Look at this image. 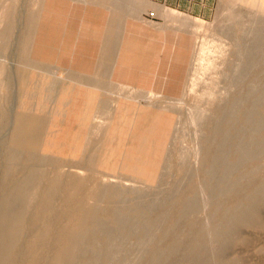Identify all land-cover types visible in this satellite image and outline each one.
<instances>
[{
	"label": "rangeland",
	"instance_id": "rangeland-1",
	"mask_svg": "<svg viewBox=\"0 0 264 264\" xmlns=\"http://www.w3.org/2000/svg\"><path fill=\"white\" fill-rule=\"evenodd\" d=\"M58 1L63 10L66 0ZM53 2L57 0H0V205L32 179L22 205L20 243L7 255L5 264H54L65 246L85 232L90 213L97 209L103 222L115 229L124 227L128 221L112 224L104 208L114 194L124 206L120 213L127 215L131 224L138 223L134 230L142 231L154 213L135 212L133 203L139 200L146 207L153 199L164 200L153 207L165 214L164 228L176 223L179 228L175 237L162 242V229H151L143 242L134 230H119L117 235L124 237L115 242L122 249L107 252L127 253L124 264H193L199 254L209 257L215 249L220 252L209 264H264V205L259 209L263 220L253 227L240 225L239 234L225 247L216 238L208 242L207 228L208 218L215 216L221 221L227 208L244 201L255 181L264 183V124L260 121L264 113V43L257 45L253 39L264 23V11L236 0H216L211 15L199 18L163 4L151 6L145 0H69L75 10L72 15L82 14L79 17L88 23L89 32L81 59L74 58L78 46L71 43L74 55L60 63L49 57L53 44L47 40L48 29L42 27L51 14L45 9ZM72 15L62 17L70 22L79 20ZM44 27L55 29L49 22ZM165 56L178 58L179 68L170 67ZM32 69L44 70L57 81L56 90L41 82L52 92L43 108L46 114H51L58 96L63 95L64 102L70 95L75 98L73 107L59 106L61 111L53 114L42 136L45 121L37 114L42 108L37 95L47 92L36 89L38 75ZM29 92L35 96L30 95L34 97L23 109ZM97 93L103 98L94 114L91 110ZM253 98L263 105L247 121L242 113L251 109ZM239 100L243 107L234 117L235 125L220 134ZM116 105L119 110L114 112ZM32 108L37 113L30 111ZM64 109H70L67 117L62 114ZM87 115L94 124L81 155ZM105 134L108 138L103 142ZM225 135L235 138L225 146L231 165L237 162L232 155L240 137L245 144H261L262 149L234 171L233 192L217 194L210 206L200 200L197 208L181 219L178 201L203 184L199 162L207 148L213 143L215 150ZM101 244L98 240V247ZM206 245L209 249L201 251Z\"/></svg>",
	"mask_w": 264,
	"mask_h": 264
},
{
	"label": "bare ground",
	"instance_id": "bare-ground-1",
	"mask_svg": "<svg viewBox=\"0 0 264 264\" xmlns=\"http://www.w3.org/2000/svg\"><path fill=\"white\" fill-rule=\"evenodd\" d=\"M65 1V0H64ZM69 0H66L65 8L63 9L64 14L65 13H74L75 10L71 9L69 5L71 3L68 2ZM65 3V2H64ZM69 4V5H68ZM64 5V4H63ZM51 9V6L49 7ZM76 11H79V8H75ZM47 11V9H45ZM74 15V14H73ZM82 14L78 13L76 16L81 17ZM79 17V20L76 21L78 25L81 27H89L88 23L86 24V21L82 20V18ZM230 19V18H229ZM236 19V18H235ZM256 25V24H255ZM256 30V29H255ZM253 35V34H252ZM254 42L258 44L264 43V23L261 27L257 28L254 34ZM169 59V66L177 69L179 68L178 62L179 59H174L172 56H165V58ZM250 57V56H249ZM248 57V58H249ZM248 60V59H247ZM249 62V61H248ZM246 63V62H245ZM247 65V64H246ZM246 68V67H245ZM236 71V70H235ZM196 77V76H195ZM195 79V78H194ZM264 89V88H262ZM254 92V91H253ZM257 92V91H256ZM264 92V91H263ZM254 94V93H253ZM255 95V94H254ZM249 96V95H247ZM261 98V97H260ZM249 99V98H248ZM249 101V100H247ZM250 102L251 103V109L246 110L242 113V115L245 116V119L247 121L252 117L253 114L257 111V108L259 106L263 105V102L260 99L253 98ZM243 102L238 101L232 106L231 111L229 114H231V117L227 120L225 123L224 129H220V134L225 133L226 131L230 132V130L233 128V126L236 123V119H234L235 115L240 114L242 112ZM245 103V102H244ZM226 114V113H225ZM228 115V114H227ZM259 115V114H258ZM241 116V115H240ZM243 116V117H244ZM254 116V115H253ZM228 117V116H227ZM260 121L264 124V113L260 116ZM240 122V121H239ZM260 122V123H261ZM258 131V130H257ZM255 134V133H254ZM256 135V134H255ZM220 137V136H219ZM229 139H235L234 137H229L228 135L224 136V139H222L221 144L218 145L215 150H213V143L207 148L206 154L204 158L201 159L199 162V172L203 177V184L198 189H192L187 195L182 196L180 198L179 206L181 210V219L185 218V216L192 212L194 209L197 208L199 201L203 202L204 204L213 205V200L221 193H227V192H233V188L235 187V181L234 177L236 169L239 168V164L245 160L249 159L251 156L253 157L260 149H262L261 144L257 143H243L244 138L240 137L239 142L235 144V151L233 153V161L235 163L230 164L231 162L228 161V152L225 149V146ZM234 145V144H233ZM232 145V146H233ZM202 147V146H201ZM202 150V149H201ZM236 157V159H234ZM1 160V159H0ZM232 161V162H233ZM239 162V163H238ZM1 163V161H0ZM237 164V165H236ZM2 165V164H1ZM4 165V164H3ZM33 165V164H32ZM7 166V165H6ZM23 167V166H21ZM31 166L30 168H32ZM14 168V167H13ZM34 168V167H33ZM191 169V168H190ZM27 170H25L26 172ZM14 172V169H13ZM28 172V171H27ZM11 173V172H10ZM24 173V172H23ZM22 173V174H23ZM184 173V171H183ZM12 174V173H11ZM218 174V176H217ZM13 175V174H12ZM1 176V175H0ZM11 176V175H10ZM20 177V176H19ZM40 178V177H39ZM11 179V178H10ZM62 180V179H61ZM60 180V181H61ZM66 180V179H65ZM19 181V179H18ZM13 182V181H12ZM31 181L22 183L16 192L14 193L11 198H9L7 201L2 203L0 205V264H5V260L7 255L11 252V250L17 245L18 243V230H19V223L20 218L23 214V203L26 198L27 190L29 188V184H31ZM42 182V181H41ZM50 182V181H49ZM66 182V181H65ZM64 182V183H65ZM61 183V182H60ZM39 184V182H38ZM42 184V183H41ZM63 184V183H62ZM83 184V183H82ZM12 185V184H11ZM10 185V186H11ZM61 185V184H60ZM13 186V185H12ZM48 186V185H47ZM56 186V185H55ZM54 186V187H55ZM81 186V185H80ZM8 187V186H6ZM41 188V186H39ZM65 187V186H63ZM11 188V187H10ZM36 188V187H35ZM60 188V187H59ZM44 189V188H43ZM61 189V188H60ZM41 190V189H40ZM59 190V189H58ZM63 190V188H62ZM211 190V191H210ZM79 191V189H78ZM40 192V191H39ZM66 192V191H65ZM42 193V192H41ZM64 193V192H63ZM3 194V193H2ZM218 194V195H217ZM228 194V193H227ZM36 195V194H35ZM64 195V194H63ZM78 195V194H77ZM81 195V194H80ZM217 195V196H216ZM34 196V195H33ZM40 196V195H39ZM44 196V195H43ZM96 196V195H95ZM124 196V195H123ZM223 196V195H222ZM2 197V196H1ZM77 197V196H76ZM221 197V196H220ZM3 198V197H2ZM33 198V197H32ZM51 198V197H50ZM49 198V199H50ZM79 198V197H78ZM151 198V197H150ZM38 199V196H37ZM42 199V198H40ZM217 199V198H216ZM29 200V199H28ZM44 200V198H43ZM54 200V199H53ZM150 200V199H149ZM148 200V202H149ZM152 200V199H151ZM38 201H40L38 199ZM93 201V200H92ZM164 200H155L153 199L151 201V204L143 207V205H140V201L136 200L134 205L131 207L133 211L135 212H141V211H153V217L147 221L145 226L142 228V231L140 230H134L133 226H137V224H131L129 220L127 219V215H123L120 213V209L124 208V206H121L119 204V200L117 199V196L114 194L109 199L106 200L104 208L106 209L108 215L110 216V220L112 221V224H116L117 226L121 223L124 224V222L128 221V223L124 224V227H121L120 229H115V227H112L108 225L107 223L103 222L101 219L98 218V209L95 210L93 213H90L89 222L87 224V227L85 229V232L77 235L75 239L70 241L64 248L61 255L56 259V262L54 264H124L123 258L127 255V253L124 254H118L115 253H108L112 250H121L122 245L120 243H116L115 240L124 237V234H119V230H122L123 232L129 230V232L133 231L136 232V234L140 241H144L147 238V236L150 234L151 229L156 228L162 229L163 234L161 237L162 240H166L168 238H173L176 236V233L179 228H177V223L174 225L169 226L168 228H164L165 225V214L162 211L155 212L153 210V207L156 206V204L162 203ZM30 203L32 201H29ZM82 202V201H81ZM146 202V204L148 203ZM34 203V202H33ZM32 203V204H33ZM39 203V202H38ZM49 203V202H48ZM54 203V202H53ZM91 203V202H90ZM142 203V201H141ZM144 203V202H143ZM36 204V203H35ZM46 204V203H45ZM52 204V203H51ZM60 204V203H59ZM163 204V203H162ZM54 205V204H53ZM126 205V204H125ZM264 205V183L255 181L252 185V188L249 192V194L245 195L244 201L241 203H236L232 207L227 208L229 210H225L226 212L222 215L224 216L222 220L216 221V217H210V220L208 218L207 221V228L209 230V237L208 242L212 238L219 239V243L226 246L225 244L228 243L229 239L234 236L238 232V228H242L243 225L247 227H253L256 222L260 223L263 219L261 217V214L259 212L260 206ZM30 206V205H29ZM34 206V204H33ZM42 206V205H41ZM163 206V205H162ZM159 207V206H158ZM28 208V207H27ZM34 208V207H33ZM40 208H43L40 207ZM49 208V207H48ZM52 208V207H51ZM64 208V207H63ZM44 209V208H43ZM69 209V208H68ZM67 209V210H68ZM221 208H219L220 210ZM63 209H61L62 211ZM83 210V209H82ZM85 210V207H84ZM28 211V210H27ZM35 211V210H34ZM44 211V210H43ZM52 211V210H51ZM89 211V210H88ZM157 211V210H156ZM218 211V210H217ZM34 213V212H33ZM44 213V212H43ZM143 213V212H142ZM219 213V212H218ZM27 214V213H26ZM49 214L46 213L45 216ZM80 214V213H79ZM138 215V213H137ZM151 215V214H150ZM213 215V214H212ZM218 215L217 213L215 214ZM26 216V215H25ZM37 216V215H36ZM44 216V217H45ZM146 216V215H141ZM62 217V216H61ZM69 217V216H68ZM84 217V216H83ZM221 217V216H220ZM33 218V217H32ZM49 218V216H48ZM66 218V217H65ZM42 219V218H41ZM72 219V218H71ZM25 220V219H24ZM48 220V219H47ZM57 220V219H56ZM60 220V219H59ZM69 220V218L67 219ZM36 221V220H35ZM43 221V220H42ZM41 221V222H42ZM45 221V220H44ZM55 221V220H54ZM53 221V222H54ZM79 221V220H78ZM260 221V222H259ZM24 222V221H23ZM51 222V221H50ZM67 222V221H66ZM81 222V221H80ZM79 222V223H80ZM46 223V222H45ZM61 223V221H60ZM65 223V222H64ZM34 224V222H33ZM48 224L49 221H48ZM59 224V223H58ZM264 227V224L261 223ZM31 225V224H30ZM45 225V224H44ZM43 225V226H44ZM63 225V224H62ZM77 226V223L75 224ZM241 225V226H240ZM26 226V224H25ZM24 226V227H25ZM34 226V225H33ZM42 226V225H41ZM50 226V225H47ZM58 226V225H57ZM75 226V227H76ZM240 226V227H239ZM244 226V228H246ZM70 227V226H69ZM73 227V228H75ZM23 228V227H22ZM21 228V229H22ZM30 228V227H29ZM44 228V227H43ZM42 228V229H43ZM48 228V227H47ZM63 228V226H62ZM60 228V229H62ZM65 228V227H64ZM31 230V229H30ZM29 230V231H30ZM44 230V229H43ZM46 230V229H45ZM54 230V229H53ZM67 230V229H66ZM22 231V230H21ZM42 231V230H41ZM68 231V230H67ZM71 229H69V232ZM73 231V230H72ZM115 231H118L117 233ZM241 231V230H240ZM23 232V231H22ZM36 232V231H35ZM38 232V230H37ZM24 233V232H23ZM23 233L21 237L23 236ZM41 233V232H40ZM51 233V232H50ZM71 233V232H70ZM75 233V232H73ZM42 234V233H41ZM180 234V233H179ZM239 234V232H238ZM27 235V234H26ZM33 235H35L33 233ZM32 235V236H33ZM59 235V234H57ZM152 235H150L151 237ZM39 237V236H38ZM68 237L65 236V238ZM26 238V237H25ZM36 238V237H35ZM40 238V237H39ZM59 238V237H57ZM62 238V237H61ZM64 238V237H63ZM235 238V237H234ZM23 238H21L22 240ZM31 239V238H30ZM55 240V239H54ZM98 240L101 241V245L98 247ZM120 240V239H119ZM138 240V241H139ZM152 242L153 238L151 237ZM31 241V240H30ZM36 241V240H35ZM38 241V240H37ZM121 241V240H120ZM29 242V241H28ZM34 242V241H33ZM32 242V244H33ZM119 242V241H118ZM124 242V241H123ZM151 242V241H150ZM155 242V241H154ZM154 245L153 252L149 255V260L153 261L155 258V252L159 249L160 243ZM231 242V241H230ZM229 242V243H230ZM233 242V237H232ZM31 243V242H30ZM29 243V244H30ZM49 243V242H48ZM47 243V244H48ZM56 243H58L56 241ZM62 243V241L60 242ZM64 243V242H63ZM27 244V243H26ZM25 244V245H26ZM30 244V245H32ZM29 245V246H30ZM36 245V244H35ZM126 245V244H125ZM124 245V246H125ZM201 245V244H198ZM197 245V246H198ZM228 245V244H227ZM47 246V245H46ZM60 246V245H59ZM123 246V248H124ZM19 247V246H17ZM24 247V246H23ZM27 247V246H26ZM25 247V248H26ZM31 247V246H30ZM50 247V246H49ZM47 247V248H49ZM209 245L204 246L201 248V251L205 252ZM24 248V249H25ZM29 248V247H28ZM27 248V250H28ZM227 248V247H226ZM17 249V248H16ZM15 249V250H16ZM46 249V248H45ZM44 249V250H45ZM50 249V248H49ZM48 249V250H49ZM96 249L99 250V253L97 255ZM129 249V248H128ZM209 249V248H208ZM220 249V248H219ZM222 249V248H221ZM220 249V250H221ZM14 250V251H15ZM43 250V252H44ZM97 250V251H98ZM125 250V249H124ZM130 250V249H129ZM38 251V250H37ZM46 251V250H45ZM108 251V252H107ZM218 251V249H217ZM16 252V251H15ZM53 252V251H52ZM107 252V253H106ZM123 252V251H122ZM129 252V251H128ZM220 252V251H218ZM216 249L214 253H210V256L207 257V255L199 254L195 260L193 261V264H209L211 262V259H214L217 256ZM14 254V252L12 251ZM27 253V252H26ZM35 253V252H34ZM49 253V252H48ZM121 253V252H120ZM208 254V253H207ZM223 254V253H222ZM11 255V254H10ZM17 255V254H16ZM26 255V254H25ZM47 255V253H46ZM45 255V256H46ZM14 256V255H13ZM12 256V257H13ZM23 256V255H22ZM34 256V255H32ZM41 255H39L40 257ZM158 256V255H157ZM222 256V255H220ZM9 257V256H8ZM38 257V259H39ZM11 258V257H10ZM42 258V257H41ZM48 258V257H47ZM217 258V257H216ZM15 259V257H14ZM13 259V260H14ZM45 259V257H44ZM49 259V258H48ZM47 259V260H48ZM157 259V258H156ZM12 260V258H11ZM161 260V259H160ZM15 261V260H14ZM13 261V262H14ZM41 261V260H40ZM32 262V261H30ZM30 262H27L30 263ZM47 262V261H46ZM37 263V262H36ZM35 263V264H36ZM43 264V263H42ZM211 264V263H210ZM220 264V263H219Z\"/></svg>",
	"mask_w": 264,
	"mask_h": 264
},
{
	"label": "crops",
	"instance_id": "crops-1",
	"mask_svg": "<svg viewBox=\"0 0 264 264\" xmlns=\"http://www.w3.org/2000/svg\"><path fill=\"white\" fill-rule=\"evenodd\" d=\"M145 1H147L151 6L156 5V4H163L164 6L169 7L170 9L172 8V10H175V11L178 10V12L180 11V13H182V12L187 13L190 16L199 17V18H208L212 13V10L214 8V4H215L216 0H145ZM236 1L239 4H242L245 6L254 5L255 8L264 11V0H236ZM49 6L50 5H48V7H47V12L48 13L50 12L51 14L43 20V26H42L43 28L48 29L49 35H48L47 40L53 44V46L49 52V57H51L55 60H58L60 63L69 61L71 59V57L74 55V54H71V52H70L71 51L70 44L76 43L78 46V53H76V55H74V58H77L80 60L81 56H83L82 55L83 50L84 51L86 50L84 43L87 41V35L86 34H88V32H89V27H86V28L81 27L75 21L70 22V21H66L65 19H63L62 16L64 14V11L60 8V3L58 0H57L56 4L53 2L51 9L49 8ZM250 7H252V6H250ZM44 9H45V7H44ZM72 16H76V15H72ZM48 22L50 24H52V26L55 29H49V27H44V25L48 24ZM32 71L35 72L36 75H38V77H36V80H37V83L35 84L36 89H38L39 92H41V89L47 92L46 95L45 94L44 95H41V94L37 95L38 99L40 98L39 99V101H40L39 105H40V107H42L39 110L40 112L37 113V112L33 111V108H32V110H30V111H33L37 114H41L43 116V119L45 121V125L43 126V129L41 131V136H42L43 131L46 128L47 123L51 122V120L53 118V114L59 113L61 111V107H59V106L60 105L61 106L67 105V106L73 107L74 102H75V100H74L75 98L73 97V95H70L71 96L70 99L68 101L64 102V99L62 98L63 95L58 96V98L54 102V108H53L51 114H46L47 112H44L43 108L45 106V103L50 99L52 92L46 88H43L41 82L42 83L46 82L48 85L53 86L54 90H56L57 81L54 78L49 77L48 76L49 73L46 72L47 75L44 74L45 73L44 70L40 72L38 70L32 69ZM28 74H29V72H28ZM25 81H26V76L22 77V82H21V88L22 89H24L25 84L23 85V83H25ZM77 84H79V83H77ZM79 85H82V84H79ZM82 86H85V85H82ZM86 87H88V86H86ZM91 88L95 89L93 87H91ZM54 90H52V91H54ZM30 95L35 96V94L33 92H29V93L25 94L26 99L23 102V109L25 107H27L29 102H31L32 97H34V96H32L30 98ZM102 98H103L102 93H97L96 98L93 101L92 110H91V112H94V114L98 113V107H99V104H100V101ZM151 107L155 108V109H159V110L161 109V108H158L155 106H151ZM69 110L70 109H67V110L64 109L63 113H62L63 116L67 117ZM118 110H119V106L116 105V107L114 108V112H117ZM90 119H91V121L93 120L92 116H90V115H87L86 117H84V123L87 126L85 128L86 134H85V138L83 140V145L81 146V149H80L81 155H82L83 150H84L85 145H86V139H87V137L90 136V133H91V130H92V127L94 124V121H92V122L87 121V120L90 121ZM106 136L107 135L105 134V136L103 137L104 140L102 139L103 142L106 141V139L108 138ZM98 153H99V150L97 149V159L99 160L100 157L98 156Z\"/></svg>",
	"mask_w": 264,
	"mask_h": 264
}]
</instances>
